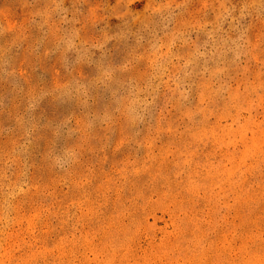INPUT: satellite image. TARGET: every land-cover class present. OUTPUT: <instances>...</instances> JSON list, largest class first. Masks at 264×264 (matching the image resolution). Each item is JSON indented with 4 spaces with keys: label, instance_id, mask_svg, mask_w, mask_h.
<instances>
[{
    "label": "rangeland",
    "instance_id": "obj_1",
    "mask_svg": "<svg viewBox=\"0 0 264 264\" xmlns=\"http://www.w3.org/2000/svg\"><path fill=\"white\" fill-rule=\"evenodd\" d=\"M0 264H264V0H0Z\"/></svg>",
    "mask_w": 264,
    "mask_h": 264
}]
</instances>
